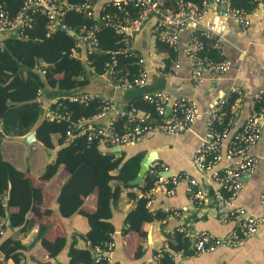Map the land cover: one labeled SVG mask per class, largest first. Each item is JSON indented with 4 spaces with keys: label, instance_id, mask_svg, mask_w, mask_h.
I'll return each mask as SVG.
<instances>
[{
    "label": "crops",
    "instance_id": "crops-1",
    "mask_svg": "<svg viewBox=\"0 0 264 264\" xmlns=\"http://www.w3.org/2000/svg\"><path fill=\"white\" fill-rule=\"evenodd\" d=\"M107 1L109 0H98L95 3L96 10L100 11ZM156 24L157 17L152 15L141 28L132 31L131 48L143 57L148 72L147 82L142 88L116 90L108 84L104 74H92L83 88L85 92L82 93L113 98L115 109L91 119L94 124L104 126L119 116H126L136 96L144 92L167 90L173 96L193 97L198 103L199 115L190 129L177 135L155 132L135 143L137 145L130 144L123 148L127 154L137 147L145 153L156 151L159 156L157 160L163 168V177L171 179L174 174L187 173L199 180L207 198L202 207L196 208L184 182L176 185L172 195H167L160 189L156 190L151 209L162 210L166 213V218L151 223L136 221L134 228L122 233L124 227L128 226L125 220L134 206L128 192L138 193L135 188H123L120 198L112 208V217L108 220L115 227V231L111 232L116 241L112 255L115 261L122 264L152 262L154 251L168 245L165 232L174 235L182 222L192 235L202 230L224 234L234 226L233 222L223 223L218 218L222 206L213 199L212 192L220 185L213 181L209 174L198 170L191 157L206 132L209 110L231 87L240 89L244 96L238 104V111L230 121V133L242 127L250 113L251 99L264 92V5L252 10L249 26L243 27L237 20L228 16L221 5H215L213 0H208L207 15L201 22L191 23L182 29L174 55L168 46L159 43L156 38L153 32ZM195 30H209L220 36L223 39L224 55L231 62L230 68L223 73L214 75L205 71L204 79L199 85L194 84L192 80L191 64L185 54L188 40ZM83 48L84 46L80 47L77 56L82 57ZM173 60L179 62V68L175 72L172 70ZM48 104L49 102H44L46 110ZM22 137L2 135L0 147L2 157L14 169L11 179L17 183L16 191L32 192V203L28 207H22L11 181L6 195L9 218L11 213L24 209L31 224L25 233H15L16 236H21L22 243L26 246L23 258L29 264H67L68 255L64 249L58 251L55 257L50 255V250L56 239L65 238L66 234H70L74 246L88 251L89 259L94 262L95 250L81 235L90 229L88 215L96 210L97 191L84 194L85 185L79 179L74 180L72 187L65 186L71 172L68 162L59 160L61 147L49 152L38 140L26 144ZM133 146L135 148H132ZM251 153L256 156L257 165L254 172L243 175V188L235 203L258 215H264V208L259 201L264 192V124L262 137L251 149ZM228 161L224 159L220 166ZM57 162L56 170L47 178V174H44L46 165ZM173 208L184 210L181 218L169 214ZM6 224L9 225L8 216ZM15 230L12 227H3V237L10 236ZM3 256L8 259L5 254L0 253V257ZM176 264H264V227L245 239L238 247L219 248L212 253L180 260L177 258Z\"/></svg>",
    "mask_w": 264,
    "mask_h": 264
},
{
    "label": "built area",
    "instance_id": "built-area-1",
    "mask_svg": "<svg viewBox=\"0 0 264 264\" xmlns=\"http://www.w3.org/2000/svg\"><path fill=\"white\" fill-rule=\"evenodd\" d=\"M215 5H221L225 13L237 20L243 27L250 24L252 10L263 6L264 0H252L254 7H236L232 0H213ZM115 7L116 11L107 8ZM67 10H75L83 13L88 18H95L97 10L95 4L86 1L82 4H72L67 0H23L20 11L10 16L5 9L0 10V34H11L18 37L24 36V31L32 25L37 13L48 18L49 32L59 29L76 35L78 41L74 49L77 55L81 46L86 48L88 54L98 44L97 32L101 24L112 27L118 34L125 36V44L118 51H111L110 60L106 63L108 69L104 73L108 84L116 90H132L142 88L148 79V72L144 66V59L131 48V36L133 30H138L152 15L157 17V24L153 30L158 41L167 44L174 51L178 49L182 29L191 23H199L208 13V0H109L101 7L97 21L87 27L83 26L79 33H75L65 22L64 16ZM215 50L217 58L212 57L208 51ZM117 54L132 56L138 60L137 71L133 75L122 74L117 69ZM185 54L188 57L194 84L199 85L204 79V72L209 71L217 75L230 68L231 62L224 55L223 39L209 30H195L190 36ZM90 63V61H88ZM179 68V62L173 60L172 70ZM234 95L236 98L234 99ZM243 92L231 87L225 95L209 110L207 114L206 132L193 153L191 160L194 166L209 174L213 181L220 186L213 190V199L222 206L218 214L220 222H233L234 226L224 234H215L209 230L199 231L196 235L188 232L185 223H180L177 231L190 240L189 253L184 250L175 252L169 250L172 258L184 259L190 256H198L216 251L219 248H234L240 246L245 239L257 233L264 227V215H258L235 203L236 197L243 188V175L254 172L257 158L251 153V149L260 141L264 124V92L256 94L250 103V113L242 127L234 133H230V121L233 114L239 109V102ZM99 97L105 102L104 110L100 113L115 109L113 98H105L91 93H76L69 99L87 104L90 100ZM233 98L230 106V120L221 127L225 108ZM143 99L153 104L159 116L154 121L151 114L137 107H132L128 113V123L124 130L117 129L115 119L107 125L94 124L91 119L80 122L82 131L88 132V140L99 138L101 147L107 150L114 146H127L142 141L155 132L177 135L191 128L199 115L197 101L189 96H173L167 90H155L143 93ZM167 107H171L167 113ZM87 124V126H85ZM74 135L68 132V140ZM225 149V152H224ZM229 160L227 164L220 166L223 160ZM163 170L161 163L155 160L149 169V173L156 177L154 185L145 196L149 198L147 205L151 209L154 202V192L162 190L167 195L175 193L176 185L180 182L186 184V191L196 208L206 203V193L195 177L187 173L174 174L171 179L161 175ZM259 201L264 208V192ZM152 210V209H151ZM184 210L173 208L169 211L176 217H182ZM116 241H105L103 247H96L94 263L103 258L115 261L113 252ZM1 253V252H0ZM2 254V253H1ZM160 254L154 255L153 261L158 263ZM0 264H15L13 259L0 257ZM21 264H29L21 256ZM148 264V263H144Z\"/></svg>",
    "mask_w": 264,
    "mask_h": 264
},
{
    "label": "trees",
    "instance_id": "trees-1",
    "mask_svg": "<svg viewBox=\"0 0 264 264\" xmlns=\"http://www.w3.org/2000/svg\"><path fill=\"white\" fill-rule=\"evenodd\" d=\"M86 1L95 4L98 0H67L72 4H82ZM232 2L236 7L247 9L254 7L252 0H232ZM22 3L23 0H0V10L5 9L10 16H14L20 11ZM107 9L116 11L115 7ZM102 13L101 10L97 11L95 19L88 18L75 10H67L64 22L75 33H79L84 25L87 27L93 25ZM97 37L98 44L88 54L86 60L74 54L77 36L63 29L50 33L48 18L40 13L35 15L32 25L25 29L24 36L0 34V125L2 127L0 144L2 135L22 137L33 131L38 142L47 151L61 147L59 160L67 161L71 172V177L65 186L72 187L74 180L79 179L85 185L84 194L97 191L96 210L88 215L90 229L86 234L81 235L94 250L96 247H103L105 241L114 238L111 232L115 231V227L108 220L112 217V208L120 198L123 188H135L138 193L128 192L134 206L125 220L128 226L124 227L122 233L134 228L136 221L151 223L166 218L165 212L159 209L151 210L147 205L149 198L145 194L154 185L156 180L154 175L148 172L140 184H130L140 171L145 152H137L129 156L124 150L120 153L112 152L110 148L104 150L99 138L90 141L88 132L82 131L80 122L100 114L104 110L105 102L99 97L90 100L87 104L69 99L72 94L85 92L83 88L88 84L90 75H103L108 69L106 63L110 60V52L118 51L125 44V36L105 24L100 25ZM159 43L168 46L161 41ZM169 49L174 55L175 51L170 47ZM208 53L217 58L215 50H209ZM117 56L119 72L131 76L137 71V59L120 54ZM55 98L57 99L53 101ZM44 102H49L47 110ZM232 102L233 98L225 108L221 127L230 120ZM132 107L149 112L154 121L159 120L155 106L143 99V93L136 96L130 108ZM127 116L128 113L115 119L118 130H124L128 123ZM69 131L74 135L72 140H68ZM57 165L58 162L46 165L44 174H47V178L51 177ZM12 170H14L12 165L2 157L0 147V252L7 258H12L15 264H21V256L26 246L22 243L21 236H16L15 233H25L31 224L24 209L21 212L11 213V223L6 224V195L10 181L13 191L17 189V183L11 179ZM17 193L22 207H28L32 203L31 191ZM3 227H12L16 230L4 238ZM165 234L168 237V245L154 251V255L160 254L158 263L148 264H175V259L172 258L169 250L175 252L184 250L189 253L190 240L182 233L176 231L174 235L167 232ZM67 238L66 234L65 238L56 239L50 255L55 257L58 251L61 252L65 248ZM73 241L68 253V264H122L118 261L109 262L107 258L94 263L89 259L88 251L76 248Z\"/></svg>",
    "mask_w": 264,
    "mask_h": 264
},
{
    "label": "water",
    "instance_id": "water-1",
    "mask_svg": "<svg viewBox=\"0 0 264 264\" xmlns=\"http://www.w3.org/2000/svg\"><path fill=\"white\" fill-rule=\"evenodd\" d=\"M82 57L83 58L87 57L86 48H83V50H82ZM170 109H171V107H167V109H166L167 113L170 111ZM22 140L26 144H29L30 142L37 141L36 133L35 132H29L22 137ZM135 145H137V144H135ZM132 148H135V146H133ZM123 150H124V148L121 146H114L111 149V151L115 152V153L122 152ZM141 151H143V149H139V147H137V148L133 149V152H130V154L128 153V155L131 156V155H134L135 153L141 152ZM158 158H159V156H158V153L156 151H154V150L147 151L145 153L142 161H141V168H140V171H139L137 177L135 179L131 180L130 184H140L143 181L144 176L148 173V171L150 169V165L155 160H157ZM6 215L8 216V223L10 224L11 220L9 218L8 206L6 207ZM71 243H72V238L70 237V234H68L67 242H66V245L64 248V252L66 251L67 255L69 253ZM67 262L69 263V256H68Z\"/></svg>",
    "mask_w": 264,
    "mask_h": 264
}]
</instances>
